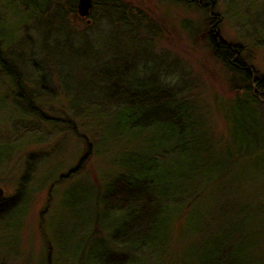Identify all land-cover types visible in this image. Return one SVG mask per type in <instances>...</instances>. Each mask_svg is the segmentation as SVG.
<instances>
[{"label": "rangeland", "instance_id": "374dc122", "mask_svg": "<svg viewBox=\"0 0 264 264\" xmlns=\"http://www.w3.org/2000/svg\"><path fill=\"white\" fill-rule=\"evenodd\" d=\"M36 2L45 6L38 18L31 15V0H0L3 58L19 70L23 88L43 115L42 120L23 118L10 100L3 101L10 88L0 70V145L10 150L0 160V200L14 197L26 182L24 201L0 220V264H41L46 242L49 264H80L62 254L56 238L59 223L60 232L67 233L85 216L78 208L74 222L68 217L65 195L68 200L85 186L99 191L109 179L120 145L100 147L99 132L108 119L94 116L111 107L115 113L116 102L135 90L138 81L151 84V90L169 88L177 98L193 102L205 166L196 180L193 205L200 227L216 232L229 196L239 202L232 222L247 203L245 214L254 210L255 220L241 235L249 241L250 258L264 264V135L254 130L246 138L239 132L243 145H232L238 138L232 123L252 125L245 115L234 114L239 106L229 85L232 75L207 47L205 15L172 0H123L126 21L117 22L121 16L110 12L107 24L100 8L81 19L77 2L74 7L67 0ZM216 15L223 40L241 45L245 60L264 75V0H217ZM108 76L115 78L109 95ZM89 146L83 167L68 176ZM29 159L30 175L23 181ZM185 215L172 225L165 251L153 253L149 262H187L185 254L201 244L200 234L181 233Z\"/></svg>", "mask_w": 264, "mask_h": 264}, {"label": "trees", "instance_id": "16d2710c", "mask_svg": "<svg viewBox=\"0 0 264 264\" xmlns=\"http://www.w3.org/2000/svg\"><path fill=\"white\" fill-rule=\"evenodd\" d=\"M32 1L31 15L37 17L45 6L37 0ZM67 1L72 7L78 2ZM172 2L197 8L205 15L209 25L205 38L207 47L213 58L232 75L229 85L237 94L239 106L238 113L234 114L245 115L252 125L248 127L237 120L232 123L238 137L232 145H243L239 132L246 138L248 132L254 130L260 136L264 135V75L245 60L241 45L223 40L216 15L217 0ZM92 3V9L102 10L107 24L111 23L113 14L121 16L117 22L126 21L127 6L123 0H92ZM75 51L78 53V49ZM0 70L6 74L4 82L10 88L4 92L3 101L10 100L16 113L23 118L42 120L43 115L23 88L21 73L4 60L1 49ZM114 79L113 76L106 78L107 95L115 89ZM151 87V84L138 81L135 90L126 92L127 95L116 102V112H120L113 113L111 107L109 112L94 116L98 121L101 117L108 119L99 132L100 147L111 143L119 144L120 149L113 159L115 169L99 191L85 186L79 195L72 194L68 200L65 195L68 217L74 222L80 214L78 208L85 216L81 222L72 223L70 230L66 224L67 233L60 232L58 224L56 238L62 254H70L71 262L80 264H154L149 259L154 258L153 253L165 251L172 225L186 212L181 233L183 236L200 234L201 244L192 249V254H185L187 262L179 264H255L250 258L249 241L241 235L255 220L254 210L245 214L247 203L240 205L237 211L239 221L232 222L230 215L239 202L230 199L233 195L229 196L219 212L223 223L217 226L216 232H209L208 225L200 227V217L194 212L193 205L198 197L196 180L205 166L200 162L202 150L195 106L183 97L177 98L169 88L151 90ZM68 129L75 132L73 127ZM87 150V155L68 172V176L75 175L83 167L90 146ZM9 151V145H0V160ZM30 168L29 159L23 181L28 179ZM25 184L22 183V190L14 197L0 200V220L15 212L24 201ZM83 230L85 232L78 235ZM49 249L46 242V258L41 264H49Z\"/></svg>", "mask_w": 264, "mask_h": 264}, {"label": "water", "instance_id": "95a60500", "mask_svg": "<svg viewBox=\"0 0 264 264\" xmlns=\"http://www.w3.org/2000/svg\"><path fill=\"white\" fill-rule=\"evenodd\" d=\"M92 0H78L77 2V13L81 19H87L92 10ZM1 197V192H0Z\"/></svg>", "mask_w": 264, "mask_h": 264}]
</instances>
